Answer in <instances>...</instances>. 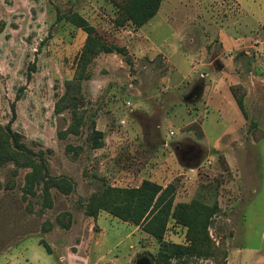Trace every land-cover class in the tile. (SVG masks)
<instances>
[{
	"label": "rangeland",
	"instance_id": "374dc122",
	"mask_svg": "<svg viewBox=\"0 0 264 264\" xmlns=\"http://www.w3.org/2000/svg\"><path fill=\"white\" fill-rule=\"evenodd\" d=\"M73 11L125 50L81 64L87 33ZM116 15L113 0H0V126L49 177L44 198L43 182L24 188L31 167H0V264H157L161 240L80 207L105 184L143 179L174 184L175 203H218L215 253L165 264H264V0H163L139 27ZM68 83L76 107L55 109ZM180 141L203 148L199 163L179 160ZM185 232L170 219L164 239L185 242Z\"/></svg>",
	"mask_w": 264,
	"mask_h": 264
},
{
	"label": "trees",
	"instance_id": "16d2710c",
	"mask_svg": "<svg viewBox=\"0 0 264 264\" xmlns=\"http://www.w3.org/2000/svg\"><path fill=\"white\" fill-rule=\"evenodd\" d=\"M163 0H113L117 8L116 24L124 25L130 22L139 27L152 18L158 11ZM69 20L87 33L85 43L80 54V63H84L86 55H95L99 51L111 52L113 50L124 51L122 46L105 44L95 35V28L79 13H69ZM78 85L77 79L74 82ZM64 95L59 98L55 109L66 107L75 108L78 100L77 92L73 89V83H68ZM65 101V102H64ZM239 109L245 113L241 96L236 97ZM103 132L92 128L91 140L93 147L101 146ZM16 132L11 128L0 126V167L8 161H14L18 165L31 167L25 176L24 188L26 192L35 194L33 188L39 182H43L42 195L48 197L49 177L41 160L36 161L25 149L17 147ZM61 180H54L55 185L63 188ZM2 183L0 182V189ZM175 186L172 183L162 186L150 179H143L138 186L121 187L104 185L96 190L90 198L89 205L80 207L84 213L95 215L99 211H105L121 220L130 221L139 225L145 232L161 240L157 255V264H165L170 259H182L184 262L201 256H211L216 247L209 234V225L218 209V203L212 204L193 198L190 201L174 202ZM172 219L186 228L185 242H172L164 239L168 221ZM70 219L60 221L63 227H69ZM47 250L49 246L41 240Z\"/></svg>",
	"mask_w": 264,
	"mask_h": 264
},
{
	"label": "flooded vegetation",
	"instance_id": "af4514ba",
	"mask_svg": "<svg viewBox=\"0 0 264 264\" xmlns=\"http://www.w3.org/2000/svg\"><path fill=\"white\" fill-rule=\"evenodd\" d=\"M198 90H200L199 85H195L192 87V89L189 91V93H192L191 98L196 97L195 94L198 93ZM174 147L180 161L192 163H199L200 157L202 156L201 153L202 151H204L199 144L191 141H180Z\"/></svg>",
	"mask_w": 264,
	"mask_h": 264
},
{
	"label": "water",
	"instance_id": "95a60500",
	"mask_svg": "<svg viewBox=\"0 0 264 264\" xmlns=\"http://www.w3.org/2000/svg\"><path fill=\"white\" fill-rule=\"evenodd\" d=\"M222 66L223 65H220V67H222ZM198 93H200V90H198ZM191 97H192V93L190 92V93L186 94L183 99H184V101H189L191 99ZM134 264H153V263H152V260L150 259V257H148L146 255H142L134 261Z\"/></svg>",
	"mask_w": 264,
	"mask_h": 264
}]
</instances>
